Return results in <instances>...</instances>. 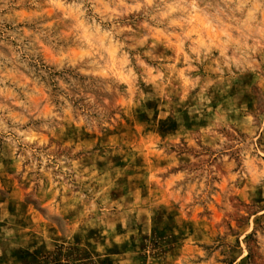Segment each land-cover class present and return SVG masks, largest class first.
Listing matches in <instances>:
<instances>
[{"label":"rangeland","instance_id":"374dc122","mask_svg":"<svg viewBox=\"0 0 264 264\" xmlns=\"http://www.w3.org/2000/svg\"><path fill=\"white\" fill-rule=\"evenodd\" d=\"M264 264V0H0V264Z\"/></svg>","mask_w":264,"mask_h":264},{"label":"trees","instance_id":"16d2710c","mask_svg":"<svg viewBox=\"0 0 264 264\" xmlns=\"http://www.w3.org/2000/svg\"><path fill=\"white\" fill-rule=\"evenodd\" d=\"M27 264H93V262L78 249L61 247L55 253L44 255L40 260Z\"/></svg>","mask_w":264,"mask_h":264}]
</instances>
